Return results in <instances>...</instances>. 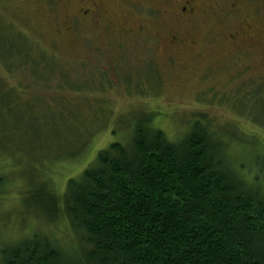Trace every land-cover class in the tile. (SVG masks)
Returning <instances> with one entry per match:
<instances>
[{"label": "rangeland", "instance_id": "1", "mask_svg": "<svg viewBox=\"0 0 264 264\" xmlns=\"http://www.w3.org/2000/svg\"><path fill=\"white\" fill-rule=\"evenodd\" d=\"M177 1L0 0V37L20 33L52 63L39 83L26 66L10 74L0 64V77L26 105L0 114L3 244L47 231L52 191L61 194L99 149L127 142L139 121L177 140L199 119L252 167L264 129L242 100L264 80V41L252 35L262 25L238 18L232 0L173 20ZM6 84L0 104L14 99ZM252 115L264 119V110L252 107ZM53 230L70 241L59 223Z\"/></svg>", "mask_w": 264, "mask_h": 264}, {"label": "trees", "instance_id": "2", "mask_svg": "<svg viewBox=\"0 0 264 264\" xmlns=\"http://www.w3.org/2000/svg\"><path fill=\"white\" fill-rule=\"evenodd\" d=\"M4 33L2 68L26 66L31 81L49 80L51 61L20 33ZM6 86L14 99L0 114H18L26 105ZM243 96L242 111L250 105L264 129L252 115V107L264 110V80ZM192 121L177 140L139 121L127 142L99 149L48 197L47 231L0 240V264H264V150L245 168L212 129ZM57 223L70 241L56 238Z\"/></svg>", "mask_w": 264, "mask_h": 264}, {"label": "flooded vegetation", "instance_id": "3", "mask_svg": "<svg viewBox=\"0 0 264 264\" xmlns=\"http://www.w3.org/2000/svg\"><path fill=\"white\" fill-rule=\"evenodd\" d=\"M218 0H178L179 6L171 10L173 20H182L185 18H194L198 12L204 13L207 8H210L211 2ZM231 12L235 11L238 18L246 14L252 21L262 25V28L254 29L256 34H252L264 41V0H232ZM98 6L95 5V11L98 12ZM80 11V10H79ZM86 14V11L84 12ZM142 31L141 28H139ZM252 30H250L251 32ZM249 32V33H250ZM252 33H254L252 31ZM248 37H250L248 35ZM234 39L235 35H230ZM252 40V39H251ZM172 41H177V38L172 37ZM173 43V42H172Z\"/></svg>", "mask_w": 264, "mask_h": 264}]
</instances>
